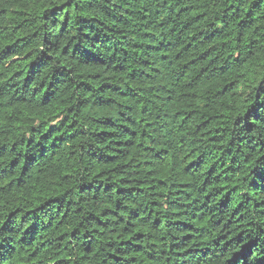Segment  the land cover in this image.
Masks as SVG:
<instances>
[{
  "label": "trees",
  "instance_id": "obj_1",
  "mask_svg": "<svg viewBox=\"0 0 264 264\" xmlns=\"http://www.w3.org/2000/svg\"><path fill=\"white\" fill-rule=\"evenodd\" d=\"M0 264H264V0H0Z\"/></svg>",
  "mask_w": 264,
  "mask_h": 264
}]
</instances>
